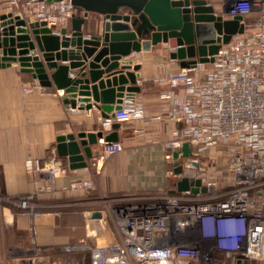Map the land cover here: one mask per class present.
I'll return each instance as SVG.
<instances>
[{
	"label": "built area",
	"instance_id": "obj_1",
	"mask_svg": "<svg viewBox=\"0 0 264 264\" xmlns=\"http://www.w3.org/2000/svg\"><path fill=\"white\" fill-rule=\"evenodd\" d=\"M21 2L28 12L23 18L46 23L53 34H60L76 17L72 0H14L13 4ZM218 15L224 20L241 17L244 33L234 35L213 61L208 57L206 63L169 76L170 90L165 98L173 102L157 117H166L176 125L166 159L172 165V177L177 183L187 178L189 189L104 201L108 202L117 238L92 245L89 239L98 235L94 231L77 244L59 246L66 255L65 264L264 262V0H225ZM179 88L186 93L182 99L175 94ZM114 115L102 120L103 130L111 129L116 122L144 119L140 94L125 93L121 110L114 111ZM185 143L191 147L190 157L182 156ZM222 145L228 151V173L233 180L220 186L200 159L210 158L211 152ZM123 149L120 142L102 139L96 160L114 157ZM27 172L55 183L66 174L67 166L57 160L43 165L31 162ZM197 180L205 184L192 183ZM71 188L90 192L94 183L81 179ZM11 203L32 220L34 239L28 256L17 258L13 264H24V260L42 264L38 256L46 249L36 243L34 222L46 214L56 216L55 207L59 205H50L44 211L32 194L12 199ZM98 211L105 212L86 213L87 232L92 214ZM103 219L104 231L108 220Z\"/></svg>",
	"mask_w": 264,
	"mask_h": 264
},
{
	"label": "crops",
	"instance_id": "obj_2",
	"mask_svg": "<svg viewBox=\"0 0 264 264\" xmlns=\"http://www.w3.org/2000/svg\"><path fill=\"white\" fill-rule=\"evenodd\" d=\"M13 1L0 0V16L13 13L27 17L24 3L14 5ZM207 1L218 14L225 0ZM83 14V10L77 9L76 17H83ZM87 20L88 24L83 30L87 34H94L98 33L104 17L90 14ZM66 28L71 34V21ZM173 50L169 44L161 43L149 51L133 53V64L140 65L137 86L140 88L138 93L146 115L141 120L120 123L117 131L113 128L102 129L101 122L104 118L101 110L96 107L91 110L72 108L63 102V91L48 92L31 73L24 72L27 75L24 76L18 63L1 67L0 195L16 199L32 194L44 211L50 205L79 208L70 212V217L77 218L75 221L84 220L85 223L86 213L91 210L82 208H92L108 199L121 196L174 191L177 182L171 175L172 165L167 161L166 155L170 152L167 145L173 139L176 125L166 117L157 118L173 102L172 99L165 98L170 90L169 76L184 69L179 60L171 58ZM30 78L34 81L31 82ZM175 94L182 99L186 93L179 88ZM100 131L104 133L103 138H98L96 144L88 145L85 149V167L71 168L69 157L59 156V136ZM113 132H117V142L123 144V151L114 157L97 161L102 139L105 140ZM219 152L218 148L214 155ZM52 160L67 166L66 174L55 183L41 180L40 176L27 172V165L31 162L43 165ZM223 171L222 174L218 170L210 173L220 186L233 180L228 173V163ZM81 179L93 181V190L84 192L71 188L73 182ZM1 212L0 205V216ZM4 214L9 218L6 217L8 226L4 244L1 243L4 239L0 240V261L6 249L29 247L33 236L30 217L19 211L6 210ZM75 221L70 222V230L59 232L55 215L46 214L36 219L34 225L37 245L53 249L54 246L64 244L70 239L68 235L71 230H75ZM109 238L113 242L117 237L113 233Z\"/></svg>",
	"mask_w": 264,
	"mask_h": 264
},
{
	"label": "water",
	"instance_id": "obj_3",
	"mask_svg": "<svg viewBox=\"0 0 264 264\" xmlns=\"http://www.w3.org/2000/svg\"><path fill=\"white\" fill-rule=\"evenodd\" d=\"M72 4L84 14L71 20V34L67 28L53 34L46 23L13 13L1 15L0 68L18 63L48 92L63 91L65 104L86 110L96 107L104 119L121 110L125 93L140 91V65L133 64V53L169 44L174 49L171 58L188 68L208 62V57L213 61L223 45L245 31L241 17L224 20L207 0H72ZM90 14L104 17L98 33L83 30ZM120 126L116 122L112 128L117 131ZM103 136L102 131L59 136L58 154L69 157L71 168L85 167L86 147ZM105 141L117 142V132ZM191 155L190 145L183 144L182 156ZM177 188L188 190V179L179 181ZM92 219V232L105 226L102 212H94Z\"/></svg>",
	"mask_w": 264,
	"mask_h": 264
},
{
	"label": "rangeland",
	"instance_id": "obj_4",
	"mask_svg": "<svg viewBox=\"0 0 264 264\" xmlns=\"http://www.w3.org/2000/svg\"><path fill=\"white\" fill-rule=\"evenodd\" d=\"M220 152L216 156L214 155L216 153L215 150H213L212 156L210 155V158L208 157H202L201 163L206 167V171L210 172L211 171H221V174L224 173L223 168L226 167L227 165V153L228 151H224L225 148H219ZM190 161V160H187ZM176 180V178H175ZM158 193V192H157ZM156 194V193H155ZM11 198L4 197L0 195V205H1V216H0V240L4 239L1 241L2 244L5 242V235H6V228L8 226V222L6 220V217L9 218L4 214L6 210L16 211L18 212V208L11 203ZM107 206V207H106ZM109 205L108 202H102L100 205L93 206L92 208H82L84 209H90V210H104L106 214L103 212V216L108 220V227L106 228V231L103 230H98V235L97 237H91L89 239L90 243L92 245L96 244H105L107 242H110L111 239L109 238L110 236L116 235V231L114 228V224L110 215V208L108 209ZM79 208H71L68 206H62L59 205L58 207H55V210L57 211V222H58V230L59 232H64L70 230V223L66 220L65 216L68 215L70 216V212H74L75 210H78ZM75 230H71V234L68 235L70 236V239L66 240L64 244L54 246V249L47 248L46 253H42L41 255L38 256V258L41 259V262L43 260L42 264H65L66 262V255L64 256L61 250L59 249V246L65 245V244H77L81 239L86 238L88 233H92L91 227H89V230L87 232L86 228V222L84 223V220H82L81 223H77L75 221ZM73 233V234H72ZM33 237V236H32ZM36 238V236H35ZM32 239V238H31ZM34 239H32V243L30 241V246L26 248H13L11 250L6 249L5 254L1 258L0 264H13L17 258L20 257H27L29 253V249H31L34 246ZM107 241V242H106ZM37 243V240H36ZM41 264V263H39ZM260 264H264V262H261Z\"/></svg>",
	"mask_w": 264,
	"mask_h": 264
},
{
	"label": "trees",
	"instance_id": "obj_5",
	"mask_svg": "<svg viewBox=\"0 0 264 264\" xmlns=\"http://www.w3.org/2000/svg\"><path fill=\"white\" fill-rule=\"evenodd\" d=\"M24 76H27L24 72H23ZM30 81L33 82L34 80L32 78H30ZM71 216V215H70ZM68 215L65 216L66 220L70 223L71 221H75L77 218H73V217H70ZM80 220H77L76 222H79ZM82 221H80L81 223Z\"/></svg>",
	"mask_w": 264,
	"mask_h": 264
},
{
	"label": "bare ground",
	"instance_id": "obj_6",
	"mask_svg": "<svg viewBox=\"0 0 264 264\" xmlns=\"http://www.w3.org/2000/svg\"><path fill=\"white\" fill-rule=\"evenodd\" d=\"M215 14H216L217 16H219V15L216 13V11H215Z\"/></svg>",
	"mask_w": 264,
	"mask_h": 264
}]
</instances>
